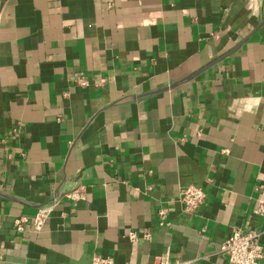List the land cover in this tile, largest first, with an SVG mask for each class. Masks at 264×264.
<instances>
[{
  "label": "crops",
  "instance_id": "0c3cea01",
  "mask_svg": "<svg viewBox=\"0 0 264 264\" xmlns=\"http://www.w3.org/2000/svg\"><path fill=\"white\" fill-rule=\"evenodd\" d=\"M0 1V264H227L234 228L264 248V0Z\"/></svg>",
  "mask_w": 264,
  "mask_h": 264
},
{
  "label": "built area",
  "instance_id": "2783aa9c",
  "mask_svg": "<svg viewBox=\"0 0 264 264\" xmlns=\"http://www.w3.org/2000/svg\"><path fill=\"white\" fill-rule=\"evenodd\" d=\"M82 85L87 83L84 79L78 80ZM87 192L83 187H75L66 193L72 201L87 199ZM179 200L183 205V210L188 215H197L206 206L208 194L197 186H188L180 190ZM55 204L42 207L35 216H21L13 221V227L18 232L26 230L39 231L50 217L51 210ZM264 214V203L257 210ZM160 224L165 225L168 217L166 209L159 210ZM134 235H131L133 237ZM221 255L226 259L227 264H264V248L260 243V234L256 231H245L241 228H234L222 243ZM91 264H114L110 256L96 253L92 257ZM154 264H186L179 260H171L168 254H163L155 259Z\"/></svg>",
  "mask_w": 264,
  "mask_h": 264
},
{
  "label": "water",
  "instance_id": "95a60500",
  "mask_svg": "<svg viewBox=\"0 0 264 264\" xmlns=\"http://www.w3.org/2000/svg\"><path fill=\"white\" fill-rule=\"evenodd\" d=\"M0 5H1V1H0Z\"/></svg>",
  "mask_w": 264,
  "mask_h": 264
}]
</instances>
